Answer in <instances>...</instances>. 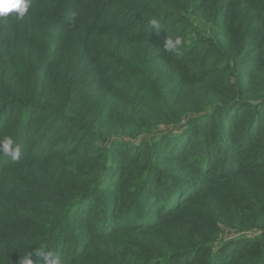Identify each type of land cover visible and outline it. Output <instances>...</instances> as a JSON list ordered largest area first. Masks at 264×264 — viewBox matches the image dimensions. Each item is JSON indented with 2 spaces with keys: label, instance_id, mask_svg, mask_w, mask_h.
Listing matches in <instances>:
<instances>
[{
  "label": "trees",
  "instance_id": "trees-1",
  "mask_svg": "<svg viewBox=\"0 0 264 264\" xmlns=\"http://www.w3.org/2000/svg\"><path fill=\"white\" fill-rule=\"evenodd\" d=\"M4 137L0 264H264V0H30Z\"/></svg>",
  "mask_w": 264,
  "mask_h": 264
},
{
  "label": "clouds",
  "instance_id": "clouds-1",
  "mask_svg": "<svg viewBox=\"0 0 264 264\" xmlns=\"http://www.w3.org/2000/svg\"><path fill=\"white\" fill-rule=\"evenodd\" d=\"M30 0H0V19L6 18L10 13H15L18 19H22L26 16L29 10ZM152 30L159 31L160 25L157 19L153 18L149 21ZM182 45V40L176 37L167 38L164 40V49L169 52H176ZM0 153L5 156L11 157L13 161H17L20 158V146L16 144L12 137H4L0 139ZM33 253L41 255L45 261V264H61L59 257L52 250L42 252L34 249ZM28 252L20 264H34L31 258L32 254Z\"/></svg>",
  "mask_w": 264,
  "mask_h": 264
},
{
  "label": "rangeland",
  "instance_id": "rangeland-1",
  "mask_svg": "<svg viewBox=\"0 0 264 264\" xmlns=\"http://www.w3.org/2000/svg\"><path fill=\"white\" fill-rule=\"evenodd\" d=\"M232 232H234V230H232V231H226V233H225V238H230L231 236H230V234L232 233ZM235 233H237V232H235ZM233 237H235V236H233Z\"/></svg>",
  "mask_w": 264,
  "mask_h": 264
},
{
  "label": "built area",
  "instance_id": "built-area-1",
  "mask_svg": "<svg viewBox=\"0 0 264 264\" xmlns=\"http://www.w3.org/2000/svg\"><path fill=\"white\" fill-rule=\"evenodd\" d=\"M236 235H238V233L235 234L234 232H232V233L230 234V236H231L230 238H233V236H236ZM230 238H227V239H230Z\"/></svg>",
  "mask_w": 264,
  "mask_h": 264
}]
</instances>
